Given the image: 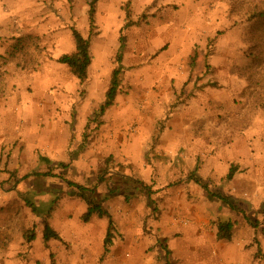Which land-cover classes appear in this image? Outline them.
Returning a JSON list of instances; mask_svg holds the SVG:
<instances>
[{
    "label": "rangeland",
    "instance_id": "rangeland-1",
    "mask_svg": "<svg viewBox=\"0 0 264 264\" xmlns=\"http://www.w3.org/2000/svg\"><path fill=\"white\" fill-rule=\"evenodd\" d=\"M92 1L0 0V264H94L72 261L82 240L43 242L45 224L87 235V226L102 223L83 221L87 204L75 185L96 188L90 196L110 209L114 239L126 247L123 262H183L154 229L162 222L191 231L231 221L229 264H264V30L251 8L264 0H97L94 60L81 84L57 60L75 50L73 28L90 37ZM255 56L261 68L245 72ZM117 66L123 73L115 104L94 119ZM48 131L71 133L61 134L65 156L53 149ZM170 131L181 139L184 133L191 145L161 149ZM248 135L255 159L245 165L231 152ZM232 166L238 170L228 181ZM195 171L239 209L180 180ZM118 173L145 180L151 193ZM118 226L132 227L119 234ZM29 230L33 241L25 239ZM189 237L172 239L189 247L186 259L194 261L200 250Z\"/></svg>",
    "mask_w": 264,
    "mask_h": 264
},
{
    "label": "crops",
    "instance_id": "crops-1",
    "mask_svg": "<svg viewBox=\"0 0 264 264\" xmlns=\"http://www.w3.org/2000/svg\"><path fill=\"white\" fill-rule=\"evenodd\" d=\"M75 51V50H74ZM90 72V71H89ZM95 113V112H94ZM50 133H45L48 135L49 141L52 142L53 144V149L56 150L57 147H60L61 155L65 156L67 152V145L65 142V137H70L71 133L63 131L61 134L65 136H62L60 133H53L52 131H48ZM178 133L176 131L174 132H166L164 133V136L162 137L161 142L159 143V147L161 149H170V150H180L187 148L188 145H191L190 141L191 138H187L184 133L182 139L181 137L179 138ZM191 134H189L190 136ZM169 136H174L172 137L173 139L171 140ZM250 136L248 135L246 138L245 142H241L235 146L233 145L234 151L231 152V155L233 158L236 159V161H240L241 163H244L245 165H250L252 161L255 159V147L253 144H250ZM101 141V139L99 140ZM103 141V139H102ZM110 143V142H109ZM107 144V142L105 143ZM103 144V150L107 149L108 146H104ZM130 150L131 148L128 147ZM50 155H53L55 152L53 150L50 151ZM262 152L264 154V149L262 148ZM56 154V153H55ZM61 156L55 155V158H60ZM174 174H178V169L174 170ZM125 177L128 178H134L128 174H122ZM180 178V177H179ZM201 178V177H200ZM202 179V178H201ZM141 180V179H140ZM180 180L183 182H188L189 180L191 181L190 177H182ZM127 181V180H125ZM145 182V180H143ZM193 181V180H192ZM163 192L166 194H172L173 191L170 189L169 186H163L162 187ZM108 211H110L109 208H106ZM237 211V210H236ZM92 223L94 224H100V226H87L88 231L90 230L89 234L83 235V229H80V232H75L73 229V226H68L66 224L65 226H51L65 241L67 242L70 240V242H74L78 244L82 240L81 244V249L80 253L76 256H72V261L73 262H82L83 260H86L90 263H98L101 262V264H167V261H147L143 259H134L130 261L123 262L122 258H124L123 253L126 252V249H123L124 246L121 245L120 242H117V239H113L112 246L108 250L107 254H105V247H104V240H105V235L107 233L108 227H109V222L108 220L100 219L97 216H94L92 218ZM132 226H128V228L123 227V226H118V232L121 234L122 230L125 233V231L131 229ZM154 229L160 233V238L162 237L163 240H166V242L169 245L170 251L174 252V258L177 260H180L179 258L183 259V262L181 264H229V258L232 255V252H235L233 250V244L230 241H225V240H218L217 234H218V226L210 227L207 228L206 226H191V231L188 230V228L183 227V226H168L166 225L165 222L160 223L158 226H153ZM76 228V227H75ZM211 230V232L206 233L207 231ZM176 233H185L188 234L190 237V241L196 242L197 243V248L200 250V253H198V256L192 257L193 260L189 261L186 259V253L188 252V249L184 247H180L179 243H175L172 239L173 235ZM192 235V236H191ZM67 236V238L65 237ZM57 240H51L48 242V245H52V243ZM44 242V240H43ZM166 243V244H167ZM79 246V245H78ZM126 248V247H124ZM185 249V250H184ZM92 250V251H91ZM94 250V252H93ZM184 250V251H183ZM72 251L67 252L65 251L63 254L65 256H68ZM105 254V255H104ZM239 255H245V253H239ZM105 256V257H104ZM218 257V258H217ZM213 258H216L213 260ZM191 259V258H190ZM197 259V260H195ZM254 263L253 264H258L260 262V259H258L256 262L253 259L252 260ZM251 261V262H252Z\"/></svg>",
    "mask_w": 264,
    "mask_h": 264
},
{
    "label": "trees",
    "instance_id": "trees-1",
    "mask_svg": "<svg viewBox=\"0 0 264 264\" xmlns=\"http://www.w3.org/2000/svg\"><path fill=\"white\" fill-rule=\"evenodd\" d=\"M96 3H97V0H93L90 5V11H89L90 28H91L90 37L89 38L84 37L77 29L73 28L72 36H73L74 44H75V51H73L72 53L64 54L57 60L58 63L68 66L72 75L76 77L81 82V84H84L88 80L90 67L92 66L93 60H94L93 54L91 52V38L94 35L95 29H96V7H95ZM263 5L264 3L262 2L261 4L259 3L257 5L253 3V6L251 7L253 10V14H252L253 17L254 18L257 17L258 20L260 19V22H258V26H257V29H259L260 27V30H264V28H261V25H263L264 23L263 21H261V19L264 18V6ZM126 17L127 19L130 18L129 4L126 7ZM130 26H131V22L128 21L126 23V27H130ZM260 34L261 33H259L258 35ZM255 58H256L257 64L254 62L250 64L249 66H246V68H244L245 72L249 73L250 71H252L256 73V71L261 68L262 66L261 63L263 59L261 57L259 58V56H255ZM116 62H117V65H119L122 62V57L118 56L116 59ZM195 63H196V57L193 58L192 65H195ZM122 73H123L122 67L117 66L113 70L112 75H111L110 86L106 93V100L104 104L102 105V107L94 113V119H99L100 117H103L106 114V112L109 111L114 106L116 98L120 91L121 83H122ZM61 166L65 167L66 165L61 164ZM237 170H238L237 166H232L230 168V171L226 179L228 181H232L237 173ZM107 171L108 169H104L100 172L99 174L100 183H103L105 181V179L102 176ZM189 177L197 185L201 186L210 196L217 198L220 201L224 202L233 210L239 209L237 208V206L233 204L232 200L228 196H225L223 194H215L214 192H212L209 189V187L206 186V183L200 177L197 176L196 171L193 172ZM116 178L119 180H127L131 182L133 185H135L137 189L142 188L148 194H150L152 191L150 186H148L146 182H144L143 180H139L137 178H128L119 173L116 174ZM137 185H139V188L137 187ZM75 186L78 189V191H80L79 192L80 197L87 204V211L83 215V221L85 223H88L92 220L94 216H97L100 219H105V218L108 219L109 227H108L107 234L104 240L105 252H108L109 248L113 244L114 230H115V224H114L112 215L104 207V203L102 200H97L95 199V197L93 198L92 196H90V193L94 195L97 194L96 188L88 189L80 185H75ZM112 194L113 193H110V195H108L105 198L111 197ZM247 220L252 226L256 227V224H253L249 218ZM234 228H235V224L231 221L220 222L218 224V234H217L218 240L231 241ZM35 237L36 235H35L34 230H29L25 234V239L27 241L35 240ZM43 240H44L45 245H48V242L51 240H60L63 242V239L61 238V236L48 224H45V228L43 231ZM167 264H169V262Z\"/></svg>",
    "mask_w": 264,
    "mask_h": 264
},
{
    "label": "built area",
    "instance_id": "built-area-1",
    "mask_svg": "<svg viewBox=\"0 0 264 264\" xmlns=\"http://www.w3.org/2000/svg\"><path fill=\"white\" fill-rule=\"evenodd\" d=\"M186 224H187V222H186Z\"/></svg>",
    "mask_w": 264,
    "mask_h": 264
}]
</instances>
